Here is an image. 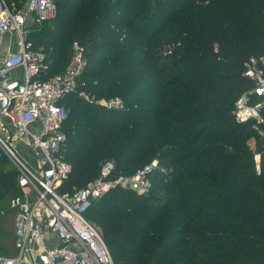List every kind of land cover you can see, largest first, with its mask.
I'll list each match as a JSON object with an SVG mask.
<instances>
[{
	"label": "trees",
	"instance_id": "trees-1",
	"mask_svg": "<svg viewBox=\"0 0 264 264\" xmlns=\"http://www.w3.org/2000/svg\"><path fill=\"white\" fill-rule=\"evenodd\" d=\"M7 1L16 10L28 2ZM55 1L49 26L25 29L44 56L40 78L64 72L78 43L88 58L79 90L124 102L64 100L72 173L61 191L86 187L107 162L113 179L157 162L148 192L112 187L86 215L114 263L264 264V140L232 115L255 86L245 70L264 50V0ZM21 194L0 158L1 257L17 254L9 203Z\"/></svg>",
	"mask_w": 264,
	"mask_h": 264
},
{
	"label": "built area",
	"instance_id": "built-area-1",
	"mask_svg": "<svg viewBox=\"0 0 264 264\" xmlns=\"http://www.w3.org/2000/svg\"><path fill=\"white\" fill-rule=\"evenodd\" d=\"M56 15L55 0H28L20 10L0 0V42L13 34L17 47L0 67V158H6L18 172L22 193L9 203L15 214L17 254L0 256V264H115L101 231L86 215L112 187L139 195L148 192L152 186L149 174L157 162L133 176L114 179L115 166L107 162L86 187L61 191L72 173V165L62 156L69 119L64 100L78 95L89 104L116 110L124 104L120 98L96 102L79 90L88 58L78 43L64 72L48 80L40 78L47 67L26 40L25 29L50 22ZM245 75L255 86L236 100L232 115L238 124L251 123L264 140V58H250ZM255 159L258 163L260 155ZM53 237L58 245L48 246L46 242Z\"/></svg>",
	"mask_w": 264,
	"mask_h": 264
},
{
	"label": "crops",
	"instance_id": "crops-1",
	"mask_svg": "<svg viewBox=\"0 0 264 264\" xmlns=\"http://www.w3.org/2000/svg\"><path fill=\"white\" fill-rule=\"evenodd\" d=\"M16 48H17L16 47V36H14L13 34H11V35H8V36L4 37L1 40V42H0V63L4 60V58L10 52H12ZM14 75H16L18 77V76H20V72H16ZM46 244L48 246H52V247L57 246L58 245V242H57L56 237H53V238L49 239L46 242Z\"/></svg>",
	"mask_w": 264,
	"mask_h": 264
},
{
	"label": "rangeland",
	"instance_id": "rangeland-1",
	"mask_svg": "<svg viewBox=\"0 0 264 264\" xmlns=\"http://www.w3.org/2000/svg\"><path fill=\"white\" fill-rule=\"evenodd\" d=\"M7 1V0H6ZM7 3H8V1H7ZM44 26H49V24L48 23H46ZM172 30V29H171ZM31 32V31H30ZM180 46V44L179 43H173V45H167L165 48L166 49H168V48H172V49H174V48H177V47H179ZM83 47V46H82ZM216 47V46H215ZM85 48V47H84ZM165 49V50H166ZM168 52H171L170 50L168 51ZM259 54L261 55L259 58H264V50H260L259 51ZM73 55H74V50H73ZM42 57H44L43 55H42ZM0 67H1V63H0ZM87 95H90V93H87ZM91 98L94 100V101H102V100H114V99H117L116 97H110V98H106V96H97V95H92L91 96ZM123 104H124V102H123ZM99 106V105H98ZM124 107V106H123ZM122 107V108H123ZM122 108H119V109H122ZM256 139L255 138H253L250 142H251V145H252V147H256V141H255ZM12 167H13V165H11ZM14 168V167H13ZM138 168V167H137ZM26 191H28V190H26ZM23 197V199L25 200V198H26V196L25 195H23L22 196ZM91 220V222L93 223V225H95L97 228H99L98 227V225L96 224V222L94 221V220H92V218H90ZM100 229V228H99ZM113 258V257H112Z\"/></svg>",
	"mask_w": 264,
	"mask_h": 264
}]
</instances>
